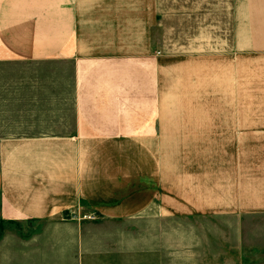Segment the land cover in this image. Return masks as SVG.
<instances>
[{
    "label": "crops",
    "instance_id": "obj_1",
    "mask_svg": "<svg viewBox=\"0 0 264 264\" xmlns=\"http://www.w3.org/2000/svg\"><path fill=\"white\" fill-rule=\"evenodd\" d=\"M134 11L0 0V264H199L184 221L201 215L223 220V251L238 253L223 264H244L245 222L264 220V48L254 89L241 78L222 117L173 130L164 64L142 44L121 56L113 38Z\"/></svg>",
    "mask_w": 264,
    "mask_h": 264
},
{
    "label": "rangeland",
    "instance_id": "obj_2",
    "mask_svg": "<svg viewBox=\"0 0 264 264\" xmlns=\"http://www.w3.org/2000/svg\"><path fill=\"white\" fill-rule=\"evenodd\" d=\"M128 1L135 3V26L121 27L117 35L114 29L113 38L119 42L121 56L127 54L128 43L136 46L135 54L142 44L164 64L160 104L169 121L178 122L169 128L181 127L183 116L199 121L222 117L225 89L229 93L230 85L234 89L241 78L245 90L254 89L256 52L264 48V27L256 25L263 23L264 13L247 10V0ZM241 62L246 63L242 74ZM184 223L197 230L202 249L199 264L237 259L238 253L223 251V220L201 215ZM245 223L249 228L243 242L249 247L242 253L244 264H264V220Z\"/></svg>",
    "mask_w": 264,
    "mask_h": 264
},
{
    "label": "built area",
    "instance_id": "obj_3",
    "mask_svg": "<svg viewBox=\"0 0 264 264\" xmlns=\"http://www.w3.org/2000/svg\"><path fill=\"white\" fill-rule=\"evenodd\" d=\"M82 218H83V219L94 220V219H95V216L92 215V214H89V215H83Z\"/></svg>",
    "mask_w": 264,
    "mask_h": 264
}]
</instances>
